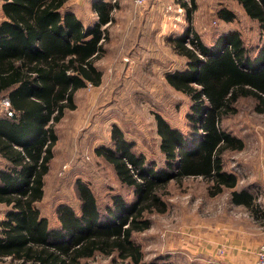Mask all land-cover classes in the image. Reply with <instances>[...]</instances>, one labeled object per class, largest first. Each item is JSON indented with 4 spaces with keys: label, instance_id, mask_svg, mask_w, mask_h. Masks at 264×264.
Returning <instances> with one entry per match:
<instances>
[{
    "label": "trees",
    "instance_id": "trees-1",
    "mask_svg": "<svg viewBox=\"0 0 264 264\" xmlns=\"http://www.w3.org/2000/svg\"><path fill=\"white\" fill-rule=\"evenodd\" d=\"M0 1V96L10 100L13 111H0V156L5 160L0 203L7 207L0 219V264H86L96 254L118 264H173L162 258L147 261L134 238L151 228L153 214L166 212L172 180L201 177L209 195L232 188V202L253 206L254 195L247 188L234 189L238 176L224 162L225 152L242 150L245 141L223 122L238 112L242 97L255 98L264 111V0H236L258 23L262 43L255 56L238 30L205 43L193 24L196 0H182L188 24L167 42L185 67L165 77L190 98L193 132H182L156 113L165 159L157 168L134 151V143L114 124L112 146H99L96 153L133 189L134 198L115 193L102 209L93 189L79 180L80 211L61 204L59 227L51 226L38 206L58 141L55 126L66 110L76 108L79 89L102 83L97 61L106 54L117 4L95 2L98 19L86 26L69 0ZM217 14L225 22L237 19L226 6Z\"/></svg>",
    "mask_w": 264,
    "mask_h": 264
},
{
    "label": "rangeland",
    "instance_id": "rangeland-1",
    "mask_svg": "<svg viewBox=\"0 0 264 264\" xmlns=\"http://www.w3.org/2000/svg\"><path fill=\"white\" fill-rule=\"evenodd\" d=\"M83 1L70 0L68 6L83 10L80 5L88 0ZM107 1L117 6L113 11L114 22L109 26L106 54L97 61L103 71V81L99 86L79 89L75 95L76 108L66 110L55 126L58 141L45 176V194L38 204L53 227L60 225L57 209L61 204L80 211L79 180L93 189L102 209L115 193L123 194L128 200L134 198L133 189L122 184L113 166L96 153L99 146H112L114 124L134 143V151L144 154L157 168L165 165V159L155 114H161L186 134L193 132L188 118L190 98L174 89L165 77L167 71L185 67L184 58L167 42L168 36L182 33L188 24L182 0H149L143 6H136L132 0ZM196 2L193 24L205 43L212 44L227 31L238 30L255 56L257 46L262 43L256 21L233 0ZM169 5L171 10L167 9ZM223 6L237 14L235 21L225 22L218 17V9ZM83 16L87 20L97 19L90 4L86 13L83 10ZM257 105L255 98L242 97L237 103L238 112L223 122L225 128L245 141L242 150H228L224 154L225 168L236 173L240 188L264 184V111H259ZM2 110L5 108L0 102ZM4 166L5 160L0 156V168ZM168 186L166 212L153 214L151 228L134 234L145 259L168 256L166 261L171 259L182 264H227L223 258L206 261V252L202 250L208 252L209 243L203 232L239 231L240 228L254 231L257 223L251 219V210L232 203L231 189L209 195L208 183L201 177L172 180ZM260 189L258 195L264 205V190ZM6 209L0 203V219ZM187 243L189 246L184 247ZM218 248L211 253L218 254ZM220 249V254L226 253ZM86 264L118 263L96 254Z\"/></svg>",
    "mask_w": 264,
    "mask_h": 264
},
{
    "label": "crops",
    "instance_id": "crops-1",
    "mask_svg": "<svg viewBox=\"0 0 264 264\" xmlns=\"http://www.w3.org/2000/svg\"><path fill=\"white\" fill-rule=\"evenodd\" d=\"M73 1L76 3H80V1H83V0H73ZM97 1L99 0H88L87 2L83 3V5H80V6H82L84 12L86 13L88 11V5L90 4L92 8V12L95 14V16H97V19H98V15L93 9V4ZM104 1H107V0H104ZM159 1H162V0H159ZM233 1L244 11L243 7L239 4L238 1L236 0H233ZM72 9L75 15L79 17L86 26L95 23L94 22L95 20L97 21V19L87 20V18L83 16V10H80L78 7L77 8L74 7ZM241 188L239 187V184H238L234 189H241ZM260 188H263L262 190H264V184H261V183L255 184L254 186H252V188H251V185L249 187L247 186V189L254 195V203L252 204L253 206L251 208L244 204H236L232 202L234 205L245 207L251 210V214H252L251 219L257 223L253 226L254 231H245L243 228H240V229H237L239 231H215V232L204 231L203 232L207 237V242L209 243L207 247L208 249L206 248L208 252L205 250H202L203 253L206 252L205 253L207 255L206 261L208 263H210L211 260H213L211 258H214L217 260H220L221 258H223L225 262H227V264H254L255 259H256V252L258 248L260 247V245L264 242V225H262V222H264V205L261 204L262 198L258 195V191L261 190ZM229 189L233 190L232 188H229ZM252 236L257 237V239H254V240L250 239L249 237H252ZM187 246H189L188 243L187 245H184V247H187ZM220 247H222L226 253L220 254V251H221ZM217 248H218L217 250L218 254L214 255L213 253H211V252H214ZM158 258H162L163 261H166V259L169 257L159 256ZM170 261H171L170 263H173V264H182L177 261H172L171 259ZM166 262H169V261H166Z\"/></svg>",
    "mask_w": 264,
    "mask_h": 264
},
{
    "label": "built area",
    "instance_id": "built-area-1",
    "mask_svg": "<svg viewBox=\"0 0 264 264\" xmlns=\"http://www.w3.org/2000/svg\"><path fill=\"white\" fill-rule=\"evenodd\" d=\"M133 3L136 6H143L145 5L149 0H132ZM168 10L172 9V6L169 5L167 7ZM0 102L2 103V105L4 106V108L7 110V113L9 115L13 114V111L11 110V104H10V100L7 97H3V99L0 100ZM254 264H264V242L260 245V247L258 248L257 252H256V259Z\"/></svg>",
    "mask_w": 264,
    "mask_h": 264
}]
</instances>
